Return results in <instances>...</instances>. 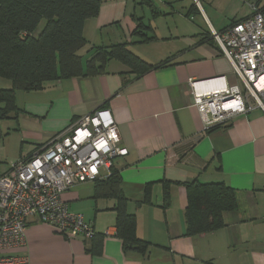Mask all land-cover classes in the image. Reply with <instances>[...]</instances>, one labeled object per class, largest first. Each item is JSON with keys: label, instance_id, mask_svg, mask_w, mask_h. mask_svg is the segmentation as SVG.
<instances>
[{"label": "crops", "instance_id": "obj_1", "mask_svg": "<svg viewBox=\"0 0 264 264\" xmlns=\"http://www.w3.org/2000/svg\"><path fill=\"white\" fill-rule=\"evenodd\" d=\"M102 1L99 16L84 28L91 46L127 42L150 64L168 59L172 64L137 77L112 62L106 74L49 84L26 108L20 105L18 91L23 113L0 140V177L9 171L10 157L15 163L27 159L80 118L108 109L128 150L114 161L113 169L122 178L137 234L151 245L144 254L125 251L115 225V200L95 199V182H88L71 188L64 200L72 212L93 224L96 247L92 240L67 239L52 225L29 218L26 245L8 253L27 257L30 264H264V112L251 102L246 114L206 132L190 88V80L219 77L242 87L209 35L212 29L222 32L250 18L258 0H149L156 16L142 0ZM145 8L151 14L148 23L147 15L138 13ZM140 18L154 29L144 31L146 37L156 41L140 43L144 38L135 34ZM159 24L170 27L164 33ZM5 85L0 79L1 88L11 87ZM11 139L20 143L16 154L9 153ZM2 160L7 166L2 167ZM195 181L225 183L235 190L238 208L224 214L223 228L186 236V184ZM148 191L149 203H142ZM98 244L99 253L94 254Z\"/></svg>", "mask_w": 264, "mask_h": 264}, {"label": "built area", "instance_id": "obj_2", "mask_svg": "<svg viewBox=\"0 0 264 264\" xmlns=\"http://www.w3.org/2000/svg\"><path fill=\"white\" fill-rule=\"evenodd\" d=\"M254 14L225 31L211 30L222 55L242 84L225 77L190 80L194 106L204 131L226 126L251 109L264 112V13ZM128 155L108 109L84 116L0 177V264H30L8 252L26 245L28 219L52 225L67 239L92 240L97 232L83 214L74 213L64 195L71 188L112 175L114 161Z\"/></svg>", "mask_w": 264, "mask_h": 264}, {"label": "trees", "instance_id": "obj_3", "mask_svg": "<svg viewBox=\"0 0 264 264\" xmlns=\"http://www.w3.org/2000/svg\"><path fill=\"white\" fill-rule=\"evenodd\" d=\"M262 1L258 0L255 8L264 13V8L258 7ZM102 2V0H0V79L7 80L11 86L0 87V140L8 135L2 130L5 121H15L16 125L19 124L18 120L23 111L17 104L18 91L40 92L54 82L103 75L108 73V67L112 62L123 65L137 77L172 64L169 59L158 65L150 64L134 54L127 42L91 46L84 35L85 24L99 16ZM142 2V5L149 6L156 16L157 12L152 2L149 0ZM193 8L198 12L195 5ZM253 14L254 10L251 16ZM241 21L244 20L234 22L230 27ZM136 22L138 28L135 34L144 38L140 43L157 40L154 36L148 38L144 34V31L153 32L152 26L145 25L141 18ZM209 38V42L216 46L211 33ZM221 127L217 126L207 132ZM15 129L17 131L19 127ZM165 183L167 192L169 182ZM94 184L95 199L115 200L114 210L117 213L115 225L125 251L146 253L151 244L140 239L137 234V219L127 211L128 199L123 192L120 174L113 169L108 179L98 180ZM186 186L188 190V205L185 210L186 236L210 233L223 228L226 225L224 214L238 208L235 190L225 183L203 184L195 181ZM142 203H149V191L146 192ZM97 236L96 234L92 239L95 247ZM99 250V244L98 251L92 248L94 254L99 253Z\"/></svg>", "mask_w": 264, "mask_h": 264}, {"label": "rangeland", "instance_id": "obj_4", "mask_svg": "<svg viewBox=\"0 0 264 264\" xmlns=\"http://www.w3.org/2000/svg\"><path fill=\"white\" fill-rule=\"evenodd\" d=\"M264 1V0H263ZM198 3V2H197ZM263 8H264V3H263ZM145 10V12H143L142 10H139V15H144V14H146L147 15V18H146V20H144L145 21V23H148V21H149V17H151V14H150V11H149V9H147V8H145L144 9ZM155 22L156 21H154V24H155ZM159 23H162V22H165V20L164 21H158ZM159 27H160V29H161V31H163L164 33L165 32H167L168 31V28L170 27V26H163V25H160L159 24ZM173 27V26H172ZM171 27V28H172ZM40 29H41V27H40ZM172 30H173V28H172ZM121 33V36L124 38L125 36H124V34H123V32L121 31L120 32ZM110 35H109V37H111L112 36V32H110L109 33ZM107 36V35H106ZM108 37V36H107ZM115 43V42H114ZM177 45L178 46H180V43L179 42H177ZM86 60V59H85ZM2 82L3 83H5V84H7V85H5V86H9L10 85V83L7 81V80H5V79H2ZM19 94H20V97H19V101H20V105H21V107H24V108H26L27 106H25L26 104H28V103H31V102H33V101H36L38 98H39V96H40V93L39 92H30V93H28V92H24V91H20L19 92ZM14 123H15V121H14ZM14 123L12 122V121H5L4 123H3V132H7L8 131V127L10 126V127H12L13 125H14ZM8 134V133H7ZM59 135V134H58ZM57 136V135H56ZM7 137V136H6ZM5 137V138H6ZM4 138V139H5ZM3 144V141H0V146ZM19 149H20V143H19V141H17L16 139H11V143H10V145H9V150L11 151V152H9L10 154H13V152L15 151V154L17 153V152H19ZM1 153V152H0ZM1 156H2V154H0ZM4 159H6V160H8L7 158H5L4 157ZM6 160H2L3 162H1V165H2V167H4V166H7V164H8V166H9V168L11 167V165H13L15 162H14V160H12V158L10 157L9 158V160L8 161H6ZM5 161L7 162V164L5 163Z\"/></svg>", "mask_w": 264, "mask_h": 264}]
</instances>
